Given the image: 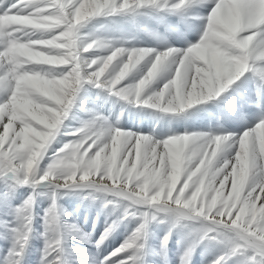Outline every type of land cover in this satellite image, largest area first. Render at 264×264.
Here are the masks:
<instances>
[{"label":"snow or ice","instance_id":"1","mask_svg":"<svg viewBox=\"0 0 264 264\" xmlns=\"http://www.w3.org/2000/svg\"><path fill=\"white\" fill-rule=\"evenodd\" d=\"M190 2L191 0H16L4 8L7 0H0V53H4L8 44L22 36L23 32L32 31L20 23L25 18L35 22H61L48 33L47 38L51 39L68 29L75 22L78 12L89 13L82 21L84 24L90 18L102 14L135 12L141 8L169 5L174 9H181ZM261 11H264V0H214V7L204 18L206 28L200 41L186 50L169 48L158 52L153 49L116 47L96 63H92L95 57L88 58V63L83 66V78L77 77L75 80L78 62L73 56H69L64 49H45L52 56L62 57L67 62L53 64L66 66L63 68L46 67L59 80L48 89L51 99H36L46 105L52 124H56L65 117L84 82L107 89L126 101L132 100L138 105L174 114L184 113L194 105L219 97L229 85L247 72H253L264 83V23L258 26L250 23ZM236 19L242 25L239 39L236 37L237 30L233 27ZM247 37H254L251 48L244 45V38ZM95 48L97 46L84 52L83 47H80L75 50V54L86 56ZM145 56L147 59L144 71L135 83L126 82L130 76L127 69L123 75L118 74L125 64H135ZM166 60L172 65L167 82L155 95H148L146 89L153 83V76L157 77L169 65L165 63ZM240 62L246 64L244 69L238 67ZM10 67L7 58L0 56V95L4 97L0 105L9 104L12 95L15 81ZM150 68L153 69L151 74L148 71ZM11 115L9 111L0 120V169L18 177L24 176L22 183L27 184L29 176L37 184L46 183L57 188L86 183L123 195L137 203L172 210L180 216L203 218L210 223L202 238L214 239L217 230L235 237L234 247L218 257L214 264H227L228 259L238 254L247 256V264H264V182L256 179L250 181L249 178L244 186V194L240 196V182L237 180L234 186L233 176L229 175L234 167V175H238L241 168L247 166L250 176H254L255 170L264 162V116H261V122L242 134H183L163 141H157L149 135L110 129L102 117H95L72 133L76 139L56 154L55 162L45 172L33 176L41 157L46 154V148L41 147L44 141L39 138L46 129L33 134L35 143L21 157V123L14 119L10 123ZM27 123L35 129L41 128L34 121L29 120ZM6 126L9 127L7 136L4 135ZM122 139L124 143H121ZM192 140H198L202 144L196 164L183 173L182 182V178L178 184L170 182L162 196H158L156 190L150 188L152 175L162 172L167 176L173 169L178 171L182 158L186 155L185 147ZM105 144L108 145L107 152L113 155L112 170L103 167L89 170L85 166L87 161L95 157ZM226 144L233 148V153L227 161L221 162H227V167L224 174L216 180L215 186H211L210 177L206 173L210 162L217 160ZM70 153H75L77 162L83 160L84 164L73 168L69 173L58 174V167ZM29 161L32 162L31 166ZM224 176H228L226 183L222 182ZM229 181L230 192L226 193L225 187ZM214 197L221 201L227 199V205H217ZM52 208L55 209V203ZM145 217V222L140 224L130 242L114 251L107 258V264H131V253L128 250L135 246L146 228L147 213ZM24 228L22 239L26 241L30 228L27 223ZM107 234L106 232L105 236ZM103 239L104 237L101 238V243ZM59 244V240L48 244L45 260L56 251ZM16 254L20 255L19 252Z\"/></svg>","mask_w":264,"mask_h":264},{"label":"rangeland","instance_id":"2","mask_svg":"<svg viewBox=\"0 0 264 264\" xmlns=\"http://www.w3.org/2000/svg\"><path fill=\"white\" fill-rule=\"evenodd\" d=\"M11 1L13 0H7L8 3L5 4L7 5L9 3L11 4ZM167 8H171L173 10V8L170 7V5ZM140 11L155 12L154 10L151 11L150 8H142V9H138L135 12L102 14L100 16L90 18L88 22L84 23V25L80 29V34L83 36L85 35V33H87L90 39L93 38L94 40L97 41L100 40H105V42L108 41L107 43H110L114 48L116 44L124 48L128 47V49L131 48L150 49V47L152 48L156 47L155 49H157V46L154 44H152L150 47L144 46L145 43L148 42H143L144 39H141L140 34L142 32L144 33L147 32L146 31L147 29H145L146 26L150 28L151 26L154 25L157 28L156 24L157 23L159 24L160 23L159 21L161 20L162 25L163 24L167 26L169 25V29L172 33V38L174 42H181L182 44L185 42L186 47L190 44L191 45L195 44V41L192 42L188 40L184 32H186L189 35H193L195 38H198V41L196 42L198 43L202 37L203 31L206 28L205 21L201 22L198 19L199 21L197 20L196 23L193 25L191 24V20L189 18H187L186 16L185 17L181 16L183 18L182 19L180 15H178L179 18L181 19L180 27L178 25L176 26L173 21L170 22V19L166 14L165 15L159 14L156 16L143 14L145 16L144 17L142 15L143 16L142 18L144 20L143 22L147 21L145 22L146 25L143 26L141 25V22L139 20L141 18L137 17L138 15H135L137 13H140ZM158 30L161 29L157 28V33H159ZM146 34L149 36L148 32ZM136 38L141 41L137 42ZM144 38L146 39V36H144ZM164 39L166 40L167 43L172 42L169 41V39L166 38V36H164ZM160 51H163V49H160ZM47 67L63 68L57 65L47 66ZM168 67L172 69L171 64H169ZM248 75H249V79L250 78L255 79V77H253L252 72L249 73ZM252 84L254 85L255 83L251 82L252 92H254L255 87H253ZM83 86H86V83H82L80 89L77 91L76 97L74 98L73 101V105L69 109L67 115H69L71 110L73 109L75 99L86 96L85 89L87 87L84 88ZM230 86H233V84ZM91 88L93 91H95L94 87ZM227 92H229V89H226V92H224V94H226ZM244 93H245L244 90L243 91L232 90L231 91L232 97L230 99H227L228 104H223L221 102L220 103L218 102L219 106L218 105L213 106L212 110L209 108L201 109L203 107H208L206 103H203V104L194 105L191 109H188L187 112L184 113H180V114L163 113V115L166 116L168 119H173L174 121H177L178 125L181 126V132H187V134H191L193 129L194 131H198L196 129L197 126L194 127L193 126L194 124L191 123V121L194 118H197L201 112L210 111V113L208 112L204 114V117H206L207 115L209 116L206 117L207 119L206 126H203V129L212 133V135L242 134L244 130L241 128L242 125L240 122V118L243 120L244 118H242L243 116L240 114L239 108H237L236 106H235L236 108L235 116L230 114L228 105L231 103L229 102V100L236 99L235 102L238 107L244 101V103L249 106V110L251 111L252 114L259 112L260 111L259 109H261V111H263L264 113V100L260 102L259 104L260 106L258 105L259 107H257V109H254V107H252L253 105L250 104V100L247 98L248 95ZM96 94L100 95L103 98V103L106 101L104 103L105 110L108 111V107L115 106V95L111 94L109 91H105L103 90V88H101L98 91H96ZM219 98L220 97L216 98L215 100L214 99L209 100L208 104L216 103L219 100ZM3 99L4 97L0 95V102H2ZM240 100L242 101L240 104H238L237 102H239ZM118 101H123V105L125 106L124 109L119 110V107L117 105L118 107L117 109L119 110L118 114L115 112V107H114L112 109L113 112L110 113L112 115H110L109 113L105 115H107V117H109L111 121H115L114 130L118 128L128 129L127 126L131 124L126 123L122 120L125 118L126 115L125 110L129 107V104H134V103L130 102L129 100L126 101L124 99H121L120 97L118 98ZM103 103L99 102L98 104L102 105ZM112 104L114 106H111ZM141 107H131L130 109H137L135 111L137 112L139 111L138 112L139 115L140 114L143 115L142 120L144 119V121L149 122L150 120L148 119V116H150L149 115L150 113H154L155 108H150L146 105L145 106L141 105ZM102 114L104 115V111H102ZM66 116L64 117V119L68 117ZM95 117H100V114L92 113L89 111H81L80 118L74 120V124H71L69 126V131L63 134V139H64L63 143L59 147L54 148V144L52 143L55 141V139H57L56 138L57 136L61 135L62 132L61 127L64 126L65 124L60 125L58 128V130L59 129L60 130L56 131L53 141H51L49 146L46 148V152H47L51 147L52 152L49 154H45V156L44 155L42 156V158H45V160L42 161L40 159L42 162L41 161L39 162L37 167L34 169L32 175L34 176L45 172L48 169V167L55 162L56 154L61 149H63L66 144H69L76 139V137L72 135V133H74L77 129L83 127L85 122L91 121ZM248 117L249 120L251 121L250 116ZM110 119H108V121ZM153 121L155 122V120ZM178 125L171 130L166 129V127L163 125L159 126V129H157L158 127L156 126L155 127L153 126L155 139L165 140L173 136H177ZM252 125H253L252 127L255 126V124ZM42 129L43 127L41 126V128L38 130H42ZM135 129H137L139 132H143L142 129L139 128H135ZM225 148L226 149H224L223 152L218 155L217 162H221L222 160L227 161L231 157V154L233 153L232 152L233 148L227 144ZM192 167L193 166L190 165L188 169H191ZM188 169L186 171H188ZM257 172H259V168L255 170V173ZM24 178H25L24 176L18 177L15 174L6 173L4 170L0 169V264H60V263L63 264L64 263L62 256L63 252L61 253L59 252L60 249L59 246L52 255L48 256L47 260H45V252L50 242L59 240L61 243L62 230H60L61 223L59 220L60 218L59 207L62 206L63 202L66 200H68V202L70 203H75L74 205L75 209L73 212L78 214V218L81 217L82 214L89 215L90 212L82 211V209L90 204L99 205L101 207L102 206L108 208L111 207V212L114 221L113 224L115 227L114 228L115 230L113 229V231L115 232V238L121 241H123L125 237L130 238V240L132 238L133 228L130 229L128 225V220L138 218L137 223H139L140 226L141 223L145 222L146 219L145 213H147V218L148 217L150 218L151 215L150 223L148 226L146 225V227H152L154 225H159V224L166 225L167 227H170L171 234H173L174 236L186 232L191 237L189 238V241L192 244L191 250L187 254L188 257L186 258L183 257V255L178 254L177 250H175V252L178 254L176 256V260L174 259L176 261V264H192L193 262L192 256L197 251L198 245L200 243L202 244L204 241L207 240H210L216 243L217 245H219L220 249L218 253H216L217 259L221 255H224L225 253L229 252L234 247L235 237L232 234H228L220 230L216 231V233L214 234L215 235L214 239L202 238L204 232L207 231V225L210 223L209 221L203 220V218L193 219L188 216H180L178 213L172 210L163 209L160 207H154L151 204H149V206H151L152 208L151 207L149 208L147 207L148 205L146 206L145 203H137L123 195H118L116 193L107 191L99 186H89L86 183L76 184L68 188H57L55 185H48L46 183L37 184L35 180L31 178V176L27 177L29 182L27 184H24L22 183V180ZM256 178L257 177L255 176H250V180ZM182 181H183V177L181 179V182ZM179 186L180 185H178V187ZM53 203H55L54 210L52 208ZM98 214L99 212L94 214L91 220L96 219L97 221L96 223H99L100 219L105 218L104 216H99L100 219H98L97 218ZM108 216L109 218L112 217L111 214ZM153 216H155L156 218L152 219ZM118 217L120 220L118 219ZM116 219L120 222H118ZM177 220H179V223H177ZM26 223L28 224L30 231L27 233L28 239L24 241L22 237L25 233L24 225ZM85 223L86 220L84 222H81L80 224L81 226L77 224L78 226H73L70 229L69 238L71 241L70 244L71 249L67 251L64 250L65 252L64 254L68 256V258L65 256L67 258V264H76L75 260L70 259L71 258L70 255L74 251H75L74 254L76 255L77 258H79L81 253L83 252V256L85 255L84 257H86V261L84 262V264H105V260L103 256L105 255L104 252L105 249L110 244V238H109L110 234H107V236H105V234H103L104 229L101 226H98L97 228L90 226L89 229H85L84 228ZM96 223L94 222L93 224ZM145 230L148 231V228L147 229L145 228L143 230L142 232L143 236ZM102 237H104V239L103 242L101 243ZM151 239H153L152 235L149 238H147V241L150 242ZM84 240L93 242V245H91L93 252L90 254V256H86V252L88 248L81 249L82 244H84V242L82 241ZM156 240L157 243H155ZM156 240L152 244L146 242V244L140 246V250L142 251L145 250L144 245L150 246L148 250L149 253L152 254L151 260H154L155 258L159 257L161 258L160 261H162V264H171L170 260L168 261L169 258H167V256L169 255L167 253L169 246L168 241L165 242L166 239L164 240L158 236ZM64 244L66 246V244L68 243L64 241ZM17 252H19L20 255H17L16 254ZM59 255L61 256V260L59 259ZM97 256H99V258H97ZM235 258L236 259L242 258L243 261L247 264L248 258L246 255L243 254H238L236 256H233L230 259H228L227 262H231ZM151 260H149V263H152ZM155 263L159 264V262L157 261Z\"/></svg>","mask_w":264,"mask_h":264},{"label":"bare ground","instance_id":"3","mask_svg":"<svg viewBox=\"0 0 264 264\" xmlns=\"http://www.w3.org/2000/svg\"><path fill=\"white\" fill-rule=\"evenodd\" d=\"M15 2H16V0H13V1H11V4H13ZM176 2H178V0H176ZM9 4L8 5L7 4H4L3 7L4 8H7V7H9L11 5V4L10 5ZM170 7H171V5H170ZM213 7H214V0H192V2H190L187 7L181 8V9H174L173 8L174 11L171 8H167V7H161L160 8L159 7V8H150L151 11L154 10L155 12L140 11V13H137L135 15H138L137 17H140L141 18L139 20L141 22V25L144 26V25H146L145 22H147V21L143 22L144 21L143 18H142L144 16L143 14H148L150 16L151 15L156 16V15H159V14L160 15L161 14H164V15L166 14L169 17L170 22L173 21L176 26L178 25L180 27L181 19L179 18L178 15H180V17L181 16H183V17L186 16L187 18H189L191 20V24L194 25L198 19L201 22L202 21H205L204 18L207 17L210 14V12H211V10H212ZM158 12H161V13H158ZM159 22H160L159 24L158 23L156 24L157 25V28L161 29V30H158L159 33H157V28L153 25L150 28L148 26L145 27V29H147L146 31L149 33V36L146 34L147 32H145V33L142 32L140 34L141 35L140 36L141 39H144L143 42H148V43H145V45H144L145 47L146 46L150 47L152 44H154V45L157 46V49H155L156 48L155 46H154L155 48L150 47V49H153V50H156L158 52H161L160 49H163V51H165V50H167L169 48L186 50L187 47L191 45L190 44V45H188L186 47L185 42L183 44L181 42H174V40L172 38V33H171L170 29H169V25L168 26L165 25V24L162 25L161 20ZM184 34H185V36H186V38L188 40H190L192 42L195 41V43L198 41V38H195L193 35H189L186 32H184ZM144 36H146V39L144 38ZM164 36H166V38H168L169 41H172V42L167 43L166 40L164 39ZM83 37L85 38V40L87 42H89L91 40H94L93 38L90 39L89 36L87 35V33H85V35H83ZM140 41L141 40L137 39V42H140ZM99 42L100 43H107L108 41L105 42V40H100ZM116 47L124 48V47H121V46H118V45L115 44V48ZM113 48L114 47H112V45H111V47H108V48H100V47H97L94 50H92L91 53L86 54L85 57H87V58H91V57H95V58L96 57H101L102 58V57H105L106 55H108ZM125 49H128V47L125 48ZM144 64H146V61L144 63H142L141 66H139V68L137 69L136 72L130 74V76L127 78V81L126 82L130 81L132 83H135L136 79L144 71ZM57 66H61V65H57ZM61 67H66V66H61ZM171 70L172 69L169 68L168 66L166 68H164L160 72V74L157 76L158 79L156 78L153 81V83L151 84V86L148 89H146V93L148 95H153V94L157 93L158 91L162 90L163 84L165 82H167V79H168V77H169V75L171 73ZM249 73H251V71L248 72V74ZM248 74L245 73L244 76H242L240 79L234 81L233 82V86H230L229 85L230 88H229V86L227 88V89H229V92H227L226 94H224V92H226V89H225V91L223 93H221V95L219 96L220 98H219V100L216 103H213V104H210L209 103L208 104L209 100L208 101H205V102H202L201 104L206 103L208 107H203L201 109L209 108V109L212 110L213 109V106H217L220 102L223 103V104H228L227 99H230L232 97V94H231V91L232 90H234V91H238V90L239 91H241V90L243 91L244 90L245 93L248 95L247 98L250 100V104L253 105L252 107H254V109H257V107L260 106L259 105L260 102L262 100H264V83H262L260 81L259 77H257L254 73H253V77H255V79H252V78L249 79V75ZM82 78H83V73H82ZM84 79L86 80V78H84ZM251 82L255 83L254 85L252 84L253 87H255V91L254 92H252ZM84 83H86V86H83V87L84 88L87 87L85 89L86 96H83L81 98L75 99L74 106H73V109L71 110L70 114L67 115L68 117L66 116L67 117L66 119H64V118L62 119V124H65V125L61 127V130H62L61 135L60 136H57L56 137L57 139H55V141L52 143V144H54V148L55 147H59L63 143V141H64L63 134H65V133H67L69 131V126L71 124H74V120H77V119L80 118L81 111H89V112H92V113L100 114V117H102L103 120L107 122V127L110 128V129H114L115 128V121H111V119L109 117H107V115H105V114L112 113L113 112L112 109L114 107H115V112L118 114V111L121 110V109H124V107H125L123 105V101H118L119 96H116L115 95V106L112 104L111 106H114V107H108V111L105 110L104 103L106 101L103 103V98L100 95L96 94V91H98L101 88H98V87L92 85L91 83H87V82H84ZM91 87H94L95 88V91H93ZM103 90L108 91L107 89H103ZM255 97H256V99H255ZM120 98L123 99L122 97H120ZM216 98H218V97H215L213 99L215 100ZM235 100L234 99L229 100V102L231 104L228 105V109L230 111V114L235 116V110H236L235 106L237 108H239V112L243 116V117L242 116L241 117L244 118V120L240 118V122H241V125H242L241 128L244 131L250 129L253 126L252 124H255L256 125L257 123L261 122V119L260 118H261V116H264V113H263V111H261V109H259L260 110L259 112L252 114L251 111L249 110V106L247 104H245L244 101L238 107L237 104H236V102H235ZM129 101L132 102V103H134V104H129V107L128 108L126 107L127 108L125 110L126 112L124 111L126 115H125V118L122 121H124L126 123H130L131 125H128L127 126L128 129H119L118 128V129H115V130L124 131L126 133L149 135L150 137H152L153 139H155L154 132H153V130H154L153 129V126L154 127L156 126V127H158L157 129H159V126H162L163 125V126L166 127V129L171 130V129L175 128L178 125L177 121H174L173 119H168L166 116L163 115L164 112H161L160 110H158L156 108H155L154 113H150L149 114L150 116H148V119L150 121L148 120L149 122H146V121H144V119L142 120V116L143 115H141V114L139 115V113H138L139 111L138 112L135 111L137 109H130L131 107H141V105L143 106V104H139L138 105L135 102H133L132 100H129ZM241 101L242 100H240L237 103L240 104ZM99 102H102L103 104L102 105H99L98 104ZM117 105L119 107V110L117 109L118 108ZM250 109H251V107H250ZM102 111H104V115L102 114ZM185 112H187V110ZM208 112L210 113V111H203V112H201L198 115V117L196 116L197 118H194L191 121V123L194 124L193 125L194 127L197 126L196 129L198 130V131H194V129H193V131H192L191 134H212V133L208 132L207 130L203 129V126H206V120H207L206 117L209 116V115H207L206 117H204V114L205 113H208ZM110 115H112V114H110ZM248 116H250L251 121L249 120V117ZM108 119H110V120L108 121ZM153 120H155V122ZM178 122H180V121H178ZM235 126H236V124H235ZM135 128L142 129L143 132H139ZM177 128H178L177 136L178 135L187 134V132H181V126L180 125H178ZM213 129H214V127H213ZM226 135H230L231 136V135H234V134H226ZM157 141H163V140H157ZM51 149L52 148L50 147L49 150L46 152V154L51 153L52 152ZM41 160L43 161V160H45V158H42L41 157ZM222 161H225V160H222ZM221 162H218V163L222 164ZM194 164H196V162H194ZM254 176L258 178L259 172L255 173ZM230 183L231 182L229 181V184L226 185V187H225V192L226 193L230 192ZM74 205H75V203H70V202H68V200H66V201L63 202V205L59 207V215H60L59 220H60V223H61L60 230H62V233L61 232L60 233L62 234V236L64 238V241L66 243H68V244H66V246L64 244V247L61 248L59 250V252L60 253L61 252L65 253L64 250L67 251V250H70L71 249L70 248L71 241H70V238H69L70 237V235H69L70 229L73 226L80 225L81 222H84L86 220V223L84 225L85 226L84 227L85 229H89L90 226L96 227V228L98 226H101L104 229L103 230V234H105L106 232L108 234H110L109 235L110 244L105 249V251H104L105 252V255L103 256V258L105 260V264H107V258L110 257V255L114 251L120 249L126 243L130 242V238L125 237L123 239V241L115 238V232L113 231V229L115 227H114V224H113L114 221H113V216H112V212H111V207L108 208V207H105V206H102L101 207L99 205L90 204V205H88V206H86V207H84L82 209V211L90 212L89 215L82 214V216L78 218V214H76V213L73 212L74 209H75V206ZM146 206L149 207V208L151 207V206H149V204H146ZM98 212H99V214L97 215V218L98 219H100L99 216H104L105 218L100 219L99 223H96L97 222L96 219L95 220H91V219L93 218V215L96 214V213H98ZM110 214H111L112 217L109 218L108 215H110ZM94 222L96 224H93ZM137 222H138V220H133V219L132 220H128V225H129L130 229L133 228V230H132L133 234L136 233L137 229L139 228V223H137ZM147 228H148V231H146V232L148 234L146 236H143V233H141L140 236H139V238H138V240H137V242H136V244H135V246L132 249L128 250V252L131 253V257H130L131 258V264H148L147 263V260H151L152 259V254L150 255L149 250H148V252H145L144 251L145 253H143V251L140 250V246H142L143 244H146V242H148L147 241V238H149L151 235L153 236V239H151L150 242H148L150 244H152L157 239V236L158 237H161L164 240L167 238L166 242L168 241V244H169L167 253L169 255L167 254L168 256L167 255L166 256H167V258H169L168 261L170 260V263L171 264H176V261L175 260H176V256L178 254L183 255V257H185V258L188 257L187 254L191 250L192 244L189 241V238H191V237L186 232L174 236L173 234H171L170 227H167L166 225H161V224L154 225L152 227H147ZM79 231H81V230H79ZM112 232H114V233H112ZM91 236H93V235H91ZM143 237H145L146 239L143 238ZM82 242H84V244H82L81 249H87L88 248V250L86 252V256H90V254L93 252V250L91 248V245H93V242L88 241V240H84ZM155 243H157V240H156ZM149 247L150 246H148V248ZM219 249H220L219 248V245H217L216 243H214V242H212L210 240L204 241L202 244L200 243L198 245V247H197V251L192 256L193 257L192 264H214V262L217 260L216 253H218ZM175 250H177L178 254L175 252ZM74 252L71 253V255H70L71 258L70 259L75 260L76 264H84V262L86 261V257H84L85 255L83 256V252L81 253V255H80L79 258L76 257V255L74 254ZM65 256L66 255L63 256V260H64V263L63 264H65V260H66V263H67L68 256H66L67 258ZM138 257H140V258H138ZM97 258H99V256H97ZM60 260H61V256H60ZM241 262L243 264H246L243 261L242 258H239V259H236L235 258L231 262H227V264H242Z\"/></svg>","mask_w":264,"mask_h":264},{"label":"clouds","instance_id":"4","mask_svg":"<svg viewBox=\"0 0 264 264\" xmlns=\"http://www.w3.org/2000/svg\"><path fill=\"white\" fill-rule=\"evenodd\" d=\"M192 2V0H191ZM89 15L87 12H78L75 22L69 26L64 32L60 33L58 37H53L51 39L47 38L48 33L61 22H35L28 19H22L20 23L26 27L31 28L32 31L23 32L22 36L11 41L4 53H0V56H5L7 58V63L11 66L10 71L14 73V87L12 90V95L10 97L9 104L0 105V120L3 119L5 115L12 113L10 117L11 120H17L21 123V131L19 133L21 137V151L19 155L22 157L25 154V151L30 149L35 141L32 139V136L35 132L40 131L35 129L27 121H34L36 124H39L46 129V131L41 132L39 138L43 139L44 143L41 145L42 148H47L50 142L53 140L56 131L59 126L62 124V119L59 120L56 124H52V117L49 114L46 105L38 102L36 97H43L44 99H51V95L48 91L49 87L54 83H57L59 78L52 76L47 70V66L53 64H60L67 61H64L62 57H54L49 51L45 49L51 48H60L68 52L69 56L78 62L75 70V77H82L83 66L88 63V58L85 56H80L75 54V50L83 47L84 52H88L94 46L100 48L111 47L110 43H97V40H93L91 43L87 42L85 38L80 34V29L84 25L82 21ZM47 20V18H44ZM250 23L258 26L261 23H264V11H261L256 17L250 20ZM233 27L237 30L236 37L240 38V31L242 30V25L238 19L233 22ZM19 31V30H18ZM254 37L244 38V45L247 48L252 47ZM63 41L62 43H57L56 41ZM113 56L115 53L112 54ZM101 57H96L92 63H96ZM111 59V57H109ZM147 57H141L135 64H125L120 68L119 73L123 75L125 69L130 75L133 72H136L139 66L146 61ZM166 64H170L169 61H165ZM240 69H244L246 64L240 62L238 64ZM155 68V65H153ZM149 73L151 74L153 69L150 68ZM159 75V74H158ZM156 76H153V81L156 79ZM155 95V94H153ZM68 112L65 113V116ZM9 132V127H5L4 135L7 136ZM125 141H121L124 143ZM108 145L105 144L103 148L97 153L95 157L88 160L86 167L91 170L92 168H106L109 171L113 168V155L107 152ZM202 144L198 140L190 141L185 147L186 155L182 158L181 165L179 170L173 169L169 171L168 175L165 176L162 172H157L152 175L150 180V188L156 190L158 196H162L164 191L168 188L170 182L175 184L179 183V180L182 178L183 173L189 168L190 165H193L196 162ZM31 161L29 164L31 166ZM81 164H84V161L81 160L77 162V156L75 153L67 154L64 157V160L61 162V165L57 169L58 174H66L72 171L73 168L79 167ZM227 167V162L220 164L217 162H210V166L206 176L210 177L211 186H215V182L224 174V171ZM122 171V169H121ZM236 173L235 167L233 172L229 173L230 176H233V183L235 186L236 181L238 180L241 184L240 196L244 194V186H246L249 178L250 172L247 169V166L241 168L238 175ZM258 181L264 182V162H261L259 166V176ZM228 176H224L223 183H226ZM147 194V193H146ZM195 195V193H193ZM221 195H223L221 193ZM231 195V194H230ZM217 205L220 203L227 205V199L221 201L218 198ZM160 202V201H157Z\"/></svg>","mask_w":264,"mask_h":264}]
</instances>
